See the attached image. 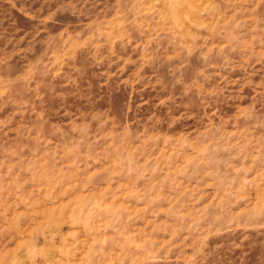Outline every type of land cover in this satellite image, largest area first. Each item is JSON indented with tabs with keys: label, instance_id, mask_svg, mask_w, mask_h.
<instances>
[{
	"label": "rangeland",
	"instance_id": "374dc122",
	"mask_svg": "<svg viewBox=\"0 0 264 264\" xmlns=\"http://www.w3.org/2000/svg\"><path fill=\"white\" fill-rule=\"evenodd\" d=\"M0 264H264V0H0Z\"/></svg>",
	"mask_w": 264,
	"mask_h": 264
}]
</instances>
